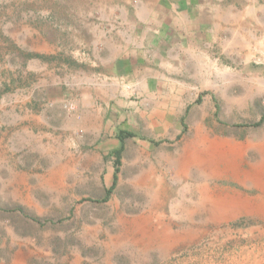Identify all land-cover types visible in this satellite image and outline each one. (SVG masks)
Listing matches in <instances>:
<instances>
[{
    "label": "rangeland",
    "instance_id": "374dc122",
    "mask_svg": "<svg viewBox=\"0 0 264 264\" xmlns=\"http://www.w3.org/2000/svg\"><path fill=\"white\" fill-rule=\"evenodd\" d=\"M263 50L264 0H0V264H264Z\"/></svg>",
    "mask_w": 264,
    "mask_h": 264
},
{
    "label": "crops",
    "instance_id": "0c3cea01",
    "mask_svg": "<svg viewBox=\"0 0 264 264\" xmlns=\"http://www.w3.org/2000/svg\"><path fill=\"white\" fill-rule=\"evenodd\" d=\"M175 9H176V6H175ZM150 11V10H149ZM148 26H150L148 24ZM167 29V30H166ZM165 30V32H164ZM152 34V35H151ZM176 34V23H174L173 27L171 26V28H169V26L165 25L164 27V23H158L157 24V28H154L152 29L151 27H148L145 31V35H151V36H155V35H160L162 36V41L160 40L159 43H155V45H157V53L158 52H166V48H169L170 49V46L171 45H175L176 42H170V38L173 37L174 35ZM155 40V39H154ZM154 40H153V43H154ZM149 48H142V47H136L133 48L132 51H136V53H146L148 52ZM160 55V53H158V56ZM144 58H147L146 55L143 56ZM167 57H170L169 55ZM130 59L134 60L135 59V56H132L130 57ZM140 59V58H139ZM130 60L129 62L126 61V59L124 58H121V59H118L116 61V66H115V69H116V75H120V76H124V75H128L129 73H134V74H139V69L141 68L139 65H137L134 61ZM167 61L168 59H165L163 58L162 60V65H167ZM131 67L129 68L128 70V67ZM131 71V72H130Z\"/></svg>",
    "mask_w": 264,
    "mask_h": 264
},
{
    "label": "bare ground",
    "instance_id": "6f19581e",
    "mask_svg": "<svg viewBox=\"0 0 264 264\" xmlns=\"http://www.w3.org/2000/svg\"><path fill=\"white\" fill-rule=\"evenodd\" d=\"M264 51V50H263ZM218 144H220L219 142H217ZM217 143L216 142H213V143H211V144H214V145H217ZM199 146V145H198ZM213 150L214 151H217V148L216 147H209V151H208V154L210 155V156H214L217 152H213ZM206 152H205V150L204 149H202V148H200V147H194V148H192L187 154H186V156H187V159L186 160H188V161H192V162H196V160H197V158L198 157H200V155L201 154H205ZM211 158H214V157H211ZM211 158H207V161L210 163V164H212L213 162H214V160L212 161V159ZM201 161V160H200ZM199 162V161H198ZM178 163L180 164V163H182V161L181 160H178Z\"/></svg>",
    "mask_w": 264,
    "mask_h": 264
},
{
    "label": "trees",
    "instance_id": "16d2710c",
    "mask_svg": "<svg viewBox=\"0 0 264 264\" xmlns=\"http://www.w3.org/2000/svg\"><path fill=\"white\" fill-rule=\"evenodd\" d=\"M134 137L132 133H127V134H120V139L122 141H125L126 138ZM123 151V148H121L119 151L116 152V156L119 158L121 156V153Z\"/></svg>",
    "mask_w": 264,
    "mask_h": 264
}]
</instances>
